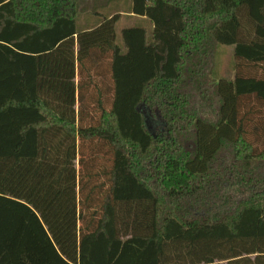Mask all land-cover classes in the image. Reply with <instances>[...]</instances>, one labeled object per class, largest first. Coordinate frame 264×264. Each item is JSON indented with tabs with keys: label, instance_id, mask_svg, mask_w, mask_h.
I'll return each mask as SVG.
<instances>
[{
	"label": "trees",
	"instance_id": "trees-1",
	"mask_svg": "<svg viewBox=\"0 0 264 264\" xmlns=\"http://www.w3.org/2000/svg\"><path fill=\"white\" fill-rule=\"evenodd\" d=\"M112 1L0 0V264H264V0Z\"/></svg>",
	"mask_w": 264,
	"mask_h": 264
},
{
	"label": "rangeland",
	"instance_id": "rangeland-1",
	"mask_svg": "<svg viewBox=\"0 0 264 264\" xmlns=\"http://www.w3.org/2000/svg\"><path fill=\"white\" fill-rule=\"evenodd\" d=\"M131 2L132 0H121V1L114 0L107 6L106 9L100 10L102 14L106 13L108 15L109 13H115V11L122 12L123 15L121 16L118 22V25H117L118 42L121 41V37H122L121 34H122L123 29L131 28V27H147V22L142 21L141 19L135 17L134 15L129 14V11L131 8ZM220 53H221L220 67L218 70V74L220 78L233 79L236 77L238 71L240 72V75H246V76H254V75L258 76V71L260 74L261 69H258V67H253V66H245V65L242 66L241 65L239 67V70L237 71L235 67V58L233 55L232 47H222ZM106 69L107 67H103L102 69H99L98 71L95 69L94 71L95 75L93 78L95 82L98 83V87L100 89H103L105 101L108 102L107 100H109L108 97H109L110 90H111V87L109 85L111 84V81H110V76H109L110 74ZM97 73L98 75H96ZM97 92L98 91L94 87H92L89 93L90 99H87L85 101V105H83V113H82V116L84 118L83 123L86 124L87 126L94 124L95 119L99 117V111L97 110V107H96V104H97L96 101L98 99ZM81 104H82L81 102L77 103L78 109L80 108ZM251 105H253L255 108L260 107V105H258V103L253 99H252ZM142 111L146 114L147 126L152 132L156 133L159 130V128L162 127V123L159 121V119L150 116L145 108H142ZM258 143L261 144L260 141H258ZM80 158L81 156H79L78 158V170L81 173L83 172L86 173L88 167L86 166V164L83 165L79 163ZM101 163L107 164L105 160L104 161L97 160V162L95 163V166L97 164L96 171L97 169L100 168L98 167V165ZM102 180L103 178L101 177L99 179H95L93 185L95 184L99 185L101 182H103Z\"/></svg>",
	"mask_w": 264,
	"mask_h": 264
},
{
	"label": "crops",
	"instance_id": "crops-1",
	"mask_svg": "<svg viewBox=\"0 0 264 264\" xmlns=\"http://www.w3.org/2000/svg\"><path fill=\"white\" fill-rule=\"evenodd\" d=\"M94 24H97L96 22H94Z\"/></svg>",
	"mask_w": 264,
	"mask_h": 264
}]
</instances>
